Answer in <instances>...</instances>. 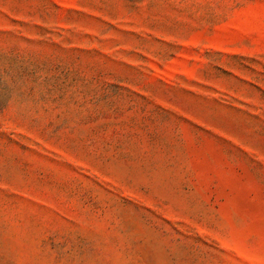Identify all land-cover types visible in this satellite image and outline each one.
Instances as JSON below:
<instances>
[{
    "label": "rangeland",
    "instance_id": "rangeland-1",
    "mask_svg": "<svg viewBox=\"0 0 264 264\" xmlns=\"http://www.w3.org/2000/svg\"><path fill=\"white\" fill-rule=\"evenodd\" d=\"M0 264H264V0H0Z\"/></svg>",
    "mask_w": 264,
    "mask_h": 264
}]
</instances>
